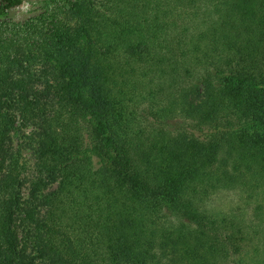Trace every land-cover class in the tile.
<instances>
[{
  "label": "trees",
  "instance_id": "trees-1",
  "mask_svg": "<svg viewBox=\"0 0 264 264\" xmlns=\"http://www.w3.org/2000/svg\"><path fill=\"white\" fill-rule=\"evenodd\" d=\"M21 2L0 0V264H264V0ZM229 189L246 207H214Z\"/></svg>",
  "mask_w": 264,
  "mask_h": 264
},
{
  "label": "rangeland",
  "instance_id": "rangeland-1",
  "mask_svg": "<svg viewBox=\"0 0 264 264\" xmlns=\"http://www.w3.org/2000/svg\"><path fill=\"white\" fill-rule=\"evenodd\" d=\"M44 1L45 0H22V2L19 5H16L14 7H10L8 9V11H9L8 16L13 17V18H22V17H26L28 15L36 14L42 8ZM25 4H27V6H28L27 11L24 10ZM182 121H183L182 117H174L173 119L169 120V122H171L172 126H174V127H176L175 126L176 123H179ZM34 129L35 128L33 126H29V127L25 128L24 131L28 133ZM16 141L17 140L15 138V143L17 144ZM23 154L25 156V159L27 160V164L29 166H31L33 163V157L31 155V150H25V151H23ZM55 185L56 184L54 183V185L52 187H54ZM23 190H24L25 196H27V194H28V183H26ZM211 203L216 208L227 210L228 208L233 207V206L243 205L244 201L241 199L240 193L238 192V190L229 189V190L220 191L214 197V199L212 200ZM244 207H246V203L244 204Z\"/></svg>",
  "mask_w": 264,
  "mask_h": 264
},
{
  "label": "clouds",
  "instance_id": "clouds-1",
  "mask_svg": "<svg viewBox=\"0 0 264 264\" xmlns=\"http://www.w3.org/2000/svg\"><path fill=\"white\" fill-rule=\"evenodd\" d=\"M27 9H28V6H27V4H25L24 5V10L27 11Z\"/></svg>",
  "mask_w": 264,
  "mask_h": 264
}]
</instances>
